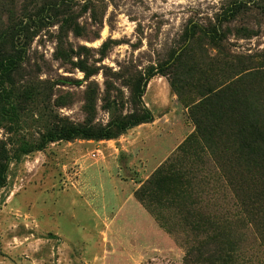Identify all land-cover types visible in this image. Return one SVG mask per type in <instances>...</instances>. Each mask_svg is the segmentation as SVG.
<instances>
[{
	"label": "rangeland",
	"instance_id": "374dc122",
	"mask_svg": "<svg viewBox=\"0 0 264 264\" xmlns=\"http://www.w3.org/2000/svg\"><path fill=\"white\" fill-rule=\"evenodd\" d=\"M10 21L16 63L0 78L8 157L0 264H192L188 245L203 238L172 209L161 212L167 233L133 193L194 132L188 108L200 93L238 77L245 59L264 62V0H0V41ZM199 26H215L220 46ZM136 105L153 120L110 139L43 144L55 126H104ZM204 165L203 211L228 224L229 264H264V198L250 214L215 165Z\"/></svg>",
	"mask_w": 264,
	"mask_h": 264
},
{
	"label": "trees",
	"instance_id": "16d2710c",
	"mask_svg": "<svg viewBox=\"0 0 264 264\" xmlns=\"http://www.w3.org/2000/svg\"><path fill=\"white\" fill-rule=\"evenodd\" d=\"M195 26H193L194 28ZM211 43L220 46L222 35L213 27H200ZM192 30L188 38H192ZM24 33L23 29L21 30ZM15 22H9L0 41V78L15 70ZM154 74L150 72L145 82ZM221 87L209 86L200 99L188 108L194 132L178 147L172 159L158 168L134 191V197L157 220L160 227L172 234L163 221L162 210L172 209L183 228L203 238L189 244L185 258L192 264H229L235 257L236 244L231 240L228 224L214 214L203 211L198 174L211 162L218 169L224 187L240 207L262 211L264 198V62L245 59L240 70ZM143 87L138 83L135 104L141 103ZM153 120L144 106H135L132 113L113 119L106 125H61L48 131L43 144L73 138L110 139L134 126ZM39 149V148H38ZM30 150H22L28 152ZM191 157V160H187ZM8 157L0 149V188L5 185ZM194 161L201 168H194ZM211 166V165H210ZM213 250L205 254V246Z\"/></svg>",
	"mask_w": 264,
	"mask_h": 264
}]
</instances>
